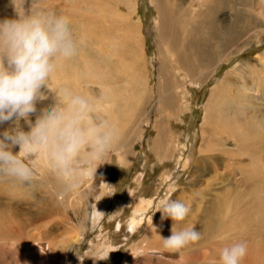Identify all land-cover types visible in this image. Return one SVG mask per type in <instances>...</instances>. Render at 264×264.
<instances>
[{
    "label": "rangeland",
    "instance_id": "374dc122",
    "mask_svg": "<svg viewBox=\"0 0 264 264\" xmlns=\"http://www.w3.org/2000/svg\"><path fill=\"white\" fill-rule=\"evenodd\" d=\"M191 1L195 2L194 5L196 6L194 7H197L196 10L203 9L207 4L211 3L209 0ZM30 4L31 0H26L25 8H29ZM34 4L40 8L52 11L53 14L66 22L70 20L68 16H72L75 20V34L83 40L82 47L87 44L83 31L88 29L90 25H96L97 20L103 19V23L107 22L106 26L116 29V32L114 31L116 36L112 40L115 46H119L123 39L122 30L124 28L120 22L121 16L128 19L132 17V19L137 20V22L128 21L131 25L139 26L143 23L141 28L143 32L139 31V29L138 31H130L135 46L131 58L127 57V51H122L118 54L108 52L110 57L116 58V61L124 60L126 63L121 65L124 66L123 68H129L131 73L136 70L135 67H132L133 65L139 64L141 66L142 71L139 70L138 72L139 74L142 73V77L145 78L142 89L140 85L132 81L137 77L131 78V81H126L129 76L125 71H121L118 72V76L111 77V82H116V88L123 82L122 84L126 87L127 92H121V86L119 89L117 88V91L120 94H125L121 98L119 97L117 103L110 101L102 103L101 106L98 103H93L101 111L106 110L108 113L111 112V109H115V105H119L121 107V115V111L127 108L126 103H135V101L140 100V90H143L148 99L145 98L146 100H144L143 95L141 102L145 105V110L136 114L137 117L145 118L144 120L137 118V122H134L135 115H131L128 119H123L124 117L121 116L122 118L119 117L118 120H115V113L108 115L111 118L106 117L117 129L118 134L122 132L119 138L126 130L133 139H137L142 144L144 141L145 145L142 148L145 149L144 154L147 155V158L144 154H142L144 157L137 156L135 160L129 161L123 166L118 160V157L123 153L116 150L110 156L109 162H105V166H110V169L112 167L111 173L109 172L111 185L117 186L115 194L113 193L110 201L107 202L110 203L107 205L108 210L112 209L115 199L123 197L128 192L127 187L131 185L132 178L142 169L144 176L141 184L145 192L149 190L150 186L156 185L160 181L159 193L155 195L154 203L161 195L166 193V199L171 198L190 202L191 204L194 201L188 216L190 223L197 224V212L202 214L206 210L208 211V207L212 206V202L215 209L210 216L211 226H196L202 232V239L193 245H189L181 253L167 252L161 249L152 250L153 252L149 254L146 253V250L150 251V249L147 248V241H142V236L138 234L141 231H138L135 236L138 241L136 240L137 238H134L139 244V247H136V251L133 247L132 249H127L133 246L131 243L123 245L120 251L118 250L108 258V262L105 264H123L130 252H135V256L127 264L132 262H134L133 264H220L219 250L225 245L236 241L247 242L248 253L242 264H264V92L261 90V86L264 88V72L263 70L262 72L257 71L262 64L261 60L264 61V57L262 58L264 54L261 55V52H264V35L261 38L253 39L249 46L245 45L233 55L228 57L221 56L220 59L224 62L220 64L210 77L209 68L205 71L207 76L201 78L198 74L200 81L196 84L187 83V88L184 89L185 92L182 91L181 93L184 97L183 102H180L177 100V93L179 92H177L176 88L180 86L181 81L187 82L188 79L185 78L184 72L177 68L173 56L174 52L169 50L166 43L168 36L165 34L160 36L157 28H155L157 17L151 0H121V2L118 0H34ZM99 5L110 6L118 12L111 16L110 20L112 23L101 15L95 14L98 12L93 10L98 9ZM135 5L136 8L134 10ZM5 10L9 9L3 6V13ZM83 10L90 14L95 22L86 24L82 30L84 23L81 19L78 21L77 16L78 12ZM254 11L256 9L253 10V14H255ZM102 13L107 12L103 11ZM227 14L229 15L228 10L220 12V16ZM107 15L108 13L105 16ZM4 16L11 17V15L6 13H4ZM98 28H103L101 22L98 24ZM95 29L93 28V30ZM109 39L106 36L102 38L104 41ZM82 47L81 49H83ZM78 58V64H81L84 59L79 56ZM217 61L219 62V58ZM215 65H218V63ZM213 66L214 63L210 65V68ZM227 74L231 79H229L231 86L224 88L222 92L226 96V101L229 105L228 111L232 113L233 105L235 104L237 111L236 114H233V117L240 124H243V127L238 128L236 132L231 130V122L228 116L219 115V112H217V117L214 116L215 112H210L208 103L214 90H216L214 89L215 85H218ZM59 77L63 80V86L65 87V83L68 80H66L64 73L60 72ZM204 78H207V80L205 81ZM79 81L80 86L75 89L76 93L86 96L89 100L94 98L95 96L92 93L84 91L83 82ZM92 86L97 89L96 84ZM51 88L55 90L58 89V86H51ZM53 95L55 94L52 93L49 96ZM186 96L190 97L186 99ZM190 98L191 103H189ZM51 103L54 104L53 102ZM146 104L148 105L146 106ZM134 112L136 111L134 110ZM247 120H249V125L244 124L247 123ZM256 127H259L261 131L257 136L253 137L252 131ZM141 131L143 134L140 133ZM234 134L238 135L239 138ZM243 135L248 139L250 138L249 141L252 145L243 143L246 141L242 138ZM140 136H142V139H140ZM153 136H163L161 137L162 155H160L169 159L168 161L157 159L156 151L153 152L150 149V145L153 143L151 141ZM136 144L135 142L133 145ZM176 145H178V148L182 147L184 151H187L188 147L191 150L185 159L182 158L177 161V171H179L181 178L178 179L175 187L173 186L174 188L167 190L169 183L176 180H174L175 177L172 176V180L163 184V180L158 176L164 171L163 162L165 167L174 164L169 156L173 154ZM203 157L204 159H202ZM142 161L145 162L142 164ZM199 162H202V164ZM110 163H112V166ZM197 164L198 170L196 171ZM226 187L231 195L230 198L225 197L227 193ZM13 191L20 195V199L22 196L24 197V194L19 190L12 189L7 184L0 182V205L6 204L3 201H10V199L7 200L8 195ZM36 192V194L42 193L43 188L39 187ZM107 196L109 195L107 194ZM30 199L28 198L24 203L21 200L8 203L9 209H15L22 217H29V219L34 221V224L28 225L30 224L28 219L29 222L26 223V227L21 230L23 239L13 238L10 241L9 239L0 241V264H90L91 260L86 259V257H84L83 261L79 260L73 249L68 251L58 249L51 255L52 250H49L50 248L46 242L37 239L39 236H35L36 238L28 236V233L37 231L38 225L34 218L37 205L33 204ZM245 202L254 206L256 213H252L251 211L254 209L245 204ZM71 204L68 203V206ZM81 207L83 208L80 211L82 213H68V219L70 217L71 222H74L77 218L79 219V217L80 219L83 216L86 218V215L91 217L89 211L92 208H90L89 203L83 204ZM155 208V204H153V209L147 213L152 215V219H149L151 222H154L153 220L158 221L159 217H161V212L159 210L155 211ZM192 208L195 209L193 210ZM129 211L131 212V208H129ZM259 211L262 213L260 216H258ZM165 219L169 220V224H172L170 218ZM188 222L185 220L184 224L187 225ZM114 225L107 233L108 235L114 230ZM140 226L143 229V225ZM107 234L103 237L107 236ZM62 239L63 237H57L52 243L55 246H59ZM25 242L26 244L31 242L30 248L36 251V255L30 254L25 249ZM76 243V246H78L77 253L89 254L103 242L95 239L93 247H90L89 243L85 242L84 239L83 241L80 239ZM141 249L145 250L139 256L140 260L139 257H136V254ZM41 254H46L45 258L48 261L46 259L40 260ZM185 257H190V260H186ZM31 260L36 262H31Z\"/></svg>",
    "mask_w": 264,
    "mask_h": 264
},
{
    "label": "bare ground",
    "instance_id": "6f19581e",
    "mask_svg": "<svg viewBox=\"0 0 264 264\" xmlns=\"http://www.w3.org/2000/svg\"><path fill=\"white\" fill-rule=\"evenodd\" d=\"M118 1L121 2V0ZM209 2L211 3L207 4L205 8L196 10L197 7H194L196 6L194 5L195 2L191 0H151V3L154 5L156 10L157 19L155 22V28H157L158 34L160 36L161 34H165L168 36L166 43L169 50L171 52H174L173 56L177 68L182 70L184 72L185 78L188 79L187 82L181 81L180 86H177L176 88L177 92H179L177 93V100L180 102H183L184 97L181 95V93L182 91L185 92L184 89L187 88V83H198V81H200L199 76L201 78L207 76L205 72L207 68H209L210 77L220 66V64L224 62H222V59H220L221 56L228 57L229 55H233L237 52L238 49L244 47L245 45L249 46L252 43L253 39L261 38L264 35V0H209ZM3 6L6 9H9L5 10L4 13L11 15V17L15 15L11 1L1 0L0 19L5 18L3 13ZM135 8L136 5L134 6V10ZM255 9L257 13L256 11H254L255 14H253V10ZM224 10H228L229 15L227 14L225 16H220V12ZM93 11H97L98 13L95 14L101 15L106 20H110L111 16L114 13H118L112 7L107 5H99L98 9ZM103 11H106L108 13V18L107 16H105L107 13H102ZM120 13L122 14V12ZM68 17L70 18L68 23L71 24L74 28V18L72 16ZM77 17L78 21L81 19L84 23L82 30L83 28H85L86 24H90L93 21L95 22V20L91 18V15L84 10L79 11ZM130 20L137 22V20L132 19V17L128 19L121 16L120 18V22L122 23V27L124 29L122 30V43L119 46H115L112 43V40H114L113 38L116 36L114 34V31L116 32V29L106 26L107 22L103 23V19L97 20L96 25H90L88 29H85L83 31V34L85 40L87 41V44L82 47L83 49H80L78 55L79 57H82L84 61L81 64H78L79 58L77 56L74 61L61 68L57 76L52 80L50 88L51 86H58V88L64 87L63 80L59 77L60 72H63L66 80L70 82V84L66 82L65 86L70 87L76 92L75 89L80 86L79 80H81L83 82L84 91H86L87 93H92L93 96H95L94 98L90 99L92 103H98L100 106L102 105V103L110 101L117 103L119 97L121 98L127 92V89L126 87H124L122 82L117 88L119 89L122 86L121 92L125 93L120 94L119 91H117L118 89L115 87L116 82H111V77H116L118 76V72L125 71L129 76L126 81H131V78L137 77V80L133 79L132 81L135 84L140 85L142 89V84L144 83L145 78L142 77V73L139 74L138 72L139 70L142 71L141 66L139 64L133 65L132 67H135L136 70L132 71L131 73L129 68H123L124 66L121 65L126 63L124 60L116 61V58L110 57L108 53L112 52L114 54H118L122 51H127V57H132L135 46L133 44V38L131 37L132 33H130V31H138L139 29V31L143 32L141 29L143 27V23H141L139 26H135L131 25L128 22ZM100 22L102 23L103 28H98V24ZM109 22L112 23L111 20ZM93 28L96 29L93 30ZM104 36L110 39L108 41H104L102 40ZM263 54L264 52H261V55ZM263 57L264 56H262V58ZM218 58L219 62L217 61ZM258 59L261 60V58L259 57ZM261 61L262 64L259 66L257 71L262 72L263 70L264 72V61ZM213 63L214 66L210 68V65ZM216 63H218V65H215ZM228 74L218 85H215L214 89L216 90H214L212 98L208 103L210 112H215L214 116L217 117V112H219V115L228 116L231 122V130L233 132H236L238 128L243 127V124H240V122L236 121V119H234L233 117V114H236L237 106L234 104L233 112L229 113V105L227 104L226 96L222 92L224 88L231 86ZM204 80L206 81L207 78H204ZM93 84L97 85V89L93 88ZM261 88V90L264 92V88L262 86ZM45 94L47 95L48 99L42 101L38 104V107H36L37 116L33 118L31 122L32 124H35L36 119L49 110L50 106L53 105L51 102L55 103V95L49 96L52 93H49L47 90H45ZM140 94V100L135 101V103H126L127 108L121 111V115V107L119 105H115V109H111L110 112L115 113L114 119L118 120L119 117L128 119L131 117V115H135L133 120L134 122H137V118L143 119L142 117H137L136 114L145 110V105L141 102V99L144 95V100H146L147 95L143 93V90H140ZM105 96L107 97L106 99L103 98ZM188 97L190 96H186V99ZM189 103H191V98L189 99ZM147 105L148 104H146V106ZM134 110L136 112H134ZM102 112L105 114V117L110 114L106 110H102ZM108 118L111 117L108 116ZM244 124L249 125V120H247V123ZM4 126H7V123ZM20 130L23 132H27L29 130L28 123L22 122ZM260 131L261 130L259 127L254 128L252 131L253 137L257 136ZM121 133H119L118 135H120ZM140 133L143 134L142 131ZM236 136L239 138L238 135ZM161 137L163 136L152 137L151 141L153 143L152 145H150V149H152L153 152L156 151L158 155L157 159L161 161L165 160L166 162L169 159L161 156ZM242 138L246 140L243 143L252 145L249 141L250 138L248 139L245 135H243ZM140 139H142V136H140ZM133 140L135 141L133 142ZM135 142L137 144L133 145ZM143 145H145L144 141L143 144L138 142L137 139H133L131 137L128 131L124 130V134L119 138L118 145L114 148L113 152L119 150L123 153L118 157V160L119 163L123 164L124 166V164L128 163L129 161L135 160L137 156L144 157L142 155L145 153V149L142 148ZM190 150L191 148L188 147L187 151H184L182 147L178 148V145H176L173 154L169 156V158H172L174 164L165 167V163H162L164 166V171L158 176L159 178H161V180H163L162 183L165 184V182H169L170 180H172V176L175 177L174 180L176 179L175 181L169 183L167 190L172 189L173 186L175 187V185L178 183V179L181 178L179 176V171H177V161L179 159L181 160L182 158L185 159ZM144 155L147 158V155ZM202 159H204V157ZM144 162L145 161H142V164ZM200 164H202V162ZM110 165L112 166V163H110ZM111 169L110 166H105V163L101 164L97 168L94 185L90 187L88 192L83 194H64L59 190L55 179L47 175L46 170L43 168L42 164L39 165L38 172L40 173V175L44 176L45 179V183L41 186L43 188V192L38 194H36V192L32 199L25 196H22V198L20 199V195L13 191L8 195L7 200L10 199V201H3V203L6 204L0 205V241H6L8 239L10 241L13 238H24L21 235V230L26 227V223L29 222V217H22L19 212H16L15 209H9L8 203H11L12 201L18 202L20 200L22 203H24L29 198L33 202V204L37 205L34 218L37 221L38 225L36 228L37 231L28 233V236L34 238H36L35 236H39V238L37 239L39 241L46 242L50 249L57 247L52 243L57 239V237H63L61 245H63L66 241L77 242L81 239L82 230L83 239L85 240V242L89 243L90 247H93V241L96 239L102 240L103 244H106L114 249L109 252L108 258H110L112 254L114 255L118 250L120 251L121 246L130 243L133 246L128 247L127 249H132L133 247V249H135L136 251V247H139V244L137 243L138 238L135 237L138 231H141L138 234L142 236V241H147V248L150 249V251L146 250V253L149 254L153 252L152 250L161 249L160 235L164 237L169 236L171 234L172 224H169V220L167 219L161 220V217H159L158 221L153 220L154 222H151L149 219H152V215L151 213L149 215L147 214L151 209H153V204H155L156 207L161 198L166 199L167 193L165 192L166 194L161 195L159 199L155 201L156 203H154V197H156L155 195L159 193L160 181H158L156 185L150 186L149 190L145 192L141 184L143 182L142 180L144 176L142 173L143 169L139 170V172L132 178L131 185L127 187L128 192L123 195V197L115 199L113 201L114 204L112 209L108 210L107 205L110 203L107 202L110 201L112 194H115L117 188V186L115 187V185H111L109 174V172L111 173ZM195 170H198V164ZM225 190L227 192L225 197L230 198L231 195L228 191V188L226 187ZM107 194L109 196H107ZM68 203L72 204L68 206ZM87 203H89L90 208H92V210L89 211V214L91 213V217L89 215H86V218L83 216V218L80 219L79 217V219L77 218L74 222H71L70 217L68 219V213H79L81 209H83L81 206ZM211 204L212 206H209L210 208L208 207V211L206 210L202 214L200 212H197L198 222L196 226H211L210 216L215 210L213 208V202ZM245 204H248L254 209L251 211L252 213H256V209L254 206L247 202H245ZM129 208H131V212L129 211ZM204 209L206 208L204 207ZM260 215H262V213L259 211L258 216ZM29 220L30 224L28 225H33L34 221L31 219ZM186 221H189L187 224L190 223L189 218L186 219ZM113 225L114 230L110 232V235H108L107 233L110 231V229L113 228ZM140 225H143V229ZM105 234H107V236L103 237ZM134 238H137V241ZM30 243L31 242L26 244L25 242V249L30 254L36 255V251L30 248ZM74 247L78 248V246L76 245H73V248ZM184 250L185 249H183L182 251ZM56 251H58V249L54 251L52 250L51 255H53ZM90 253L91 252H89V254ZM134 253L135 252H130V255L126 257L124 262L122 261L123 264L129 263L130 259L135 256ZM45 257L46 254H41L40 260L46 259ZM108 258L96 260L94 262L92 257L86 256V259L91 260L90 264H105L106 262H108ZM185 258L188 261L190 260V257ZM139 259L141 260L140 257ZM46 260L48 261V259ZM31 262L36 261L31 260ZM133 263L134 262H132L131 264Z\"/></svg>",
    "mask_w": 264,
    "mask_h": 264
},
{
    "label": "clouds",
    "instance_id": "9594fccd",
    "mask_svg": "<svg viewBox=\"0 0 264 264\" xmlns=\"http://www.w3.org/2000/svg\"><path fill=\"white\" fill-rule=\"evenodd\" d=\"M15 15L0 19V182L34 197L45 183L42 164L64 194H83L94 185L97 168L109 162L119 135L105 114L89 98L70 87L50 88L59 70L74 61L83 45L71 24L31 0H11ZM55 94V103L36 119V105ZM106 99L107 97H103ZM22 122L29 130L21 131ZM7 123V126L4 125ZM170 218L171 234L160 235L161 250L179 253L202 239L195 223L185 225L191 203L161 198L155 211ZM154 211V212H155ZM83 241V230L81 234ZM74 241L49 250L73 249L79 260L107 259L114 250L101 243L90 254L77 253ZM144 253L141 249L136 257ZM246 241L219 250L220 264H242Z\"/></svg>",
    "mask_w": 264,
    "mask_h": 264
}]
</instances>
